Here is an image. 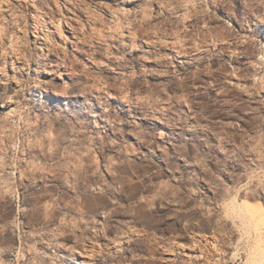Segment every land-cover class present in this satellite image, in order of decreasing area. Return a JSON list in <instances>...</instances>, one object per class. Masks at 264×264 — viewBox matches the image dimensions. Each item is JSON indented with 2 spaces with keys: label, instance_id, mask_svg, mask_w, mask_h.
Returning a JSON list of instances; mask_svg holds the SVG:
<instances>
[{
  "label": "rangeland",
  "instance_id": "obj_1",
  "mask_svg": "<svg viewBox=\"0 0 264 264\" xmlns=\"http://www.w3.org/2000/svg\"><path fill=\"white\" fill-rule=\"evenodd\" d=\"M0 264H264V0H0Z\"/></svg>",
  "mask_w": 264,
  "mask_h": 264
},
{
  "label": "bare ground",
  "instance_id": "obj_2",
  "mask_svg": "<svg viewBox=\"0 0 264 264\" xmlns=\"http://www.w3.org/2000/svg\"><path fill=\"white\" fill-rule=\"evenodd\" d=\"M134 53V52H133Z\"/></svg>",
  "mask_w": 264,
  "mask_h": 264
}]
</instances>
